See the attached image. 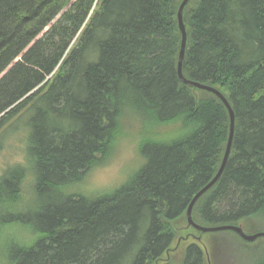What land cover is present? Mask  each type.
<instances>
[{"label":"trees","instance_id":"trees-1","mask_svg":"<svg viewBox=\"0 0 264 264\" xmlns=\"http://www.w3.org/2000/svg\"><path fill=\"white\" fill-rule=\"evenodd\" d=\"M182 1L0 0V132L25 118L28 130L24 162L0 176V235L19 229L0 264H215L219 250L229 264L230 245L247 243L212 233L208 251L187 229L230 117L178 76ZM184 22L185 78L219 90L236 121L193 219L250 230L264 219V0H192ZM127 116L155 127L140 138L142 166L111 190L73 193L111 161Z\"/></svg>","mask_w":264,"mask_h":264},{"label":"rangeland","instance_id":"rangeland-1","mask_svg":"<svg viewBox=\"0 0 264 264\" xmlns=\"http://www.w3.org/2000/svg\"><path fill=\"white\" fill-rule=\"evenodd\" d=\"M122 122V129L124 132L115 150V154L112 155L111 161L103 167L91 171L87 180L82 184L73 186L71 188L73 193L96 194L111 190L114 187L128 182L134 173L142 166L143 161L138 152V144L143 134L147 133V135H151V133L155 131V127L151 126V123H141V121L132 116H127ZM25 124L26 118L15 127L0 132V176L8 166L24 162L26 139L28 136L27 126ZM165 132H170V128L165 129ZM165 132L163 131V133ZM256 221L251 220L246 223V226L252 228L246 230L247 234L264 233V219L262 218ZM17 230L19 229L12 227L5 229V232L0 235V246H5V237L7 233H12ZM227 236L228 235L224 234L223 240L227 239ZM213 238L214 236L211 235H203L201 237L203 243L209 247L208 251L212 250L210 247L215 240ZM218 238L221 239L220 236ZM191 241L192 239H190L189 242ZM184 248L185 245L182 244L180 249L171 252L172 259L176 260L177 263H179L183 257ZM213 253L212 251V254ZM219 254L221 256L219 255L218 262L215 263L214 261V263H227L224 261L226 254H222L220 250ZM228 258L230 261L229 264H256L258 260H264V238L255 242H234L233 246L230 245Z\"/></svg>","mask_w":264,"mask_h":264},{"label":"water","instance_id":"water-1","mask_svg":"<svg viewBox=\"0 0 264 264\" xmlns=\"http://www.w3.org/2000/svg\"><path fill=\"white\" fill-rule=\"evenodd\" d=\"M191 2L192 0H183L179 7L178 15H177L179 32L181 35V48H180L179 60H178V76L184 85L189 86L193 89L206 91V92L216 95L222 101V103L226 106L228 113H229L230 122H229L228 141H227V145H226V149H225V153L222 159L221 166L217 174L215 175V177L211 180V182H209L204 188H202L192 199L188 207L187 213H186V218H187V223H188L187 229L194 228L197 232L201 233V236L197 238L199 241L201 240V237L203 235L219 233V232H233L236 235L240 236V238H242L246 242H255L259 239L264 238V233L258 232V233H253V234H247L244 223H240L238 225L227 224V225H221V226H215V227H207V226H201L197 224L193 219V209L196 203L198 202V200L218 183L222 174L224 173V170L226 168V165H227L230 153H231L232 145H233V140H234L233 136L235 134L236 121H235V113H233L234 110L232 109L231 105L229 104L225 96L219 90L211 86H208V85H203L201 83L188 80L185 78L183 74V65H184L186 50L188 46V32H187L186 24L184 22V15H185V10L187 9L188 5ZM179 245H180V240L175 250L173 251L178 250ZM208 263L212 264L209 256H208Z\"/></svg>","mask_w":264,"mask_h":264},{"label":"bare ground","instance_id":"bare-ground-1","mask_svg":"<svg viewBox=\"0 0 264 264\" xmlns=\"http://www.w3.org/2000/svg\"><path fill=\"white\" fill-rule=\"evenodd\" d=\"M122 126H123V125H122ZM122 126H121V127H122ZM119 132H120V131H119Z\"/></svg>","mask_w":264,"mask_h":264}]
</instances>
